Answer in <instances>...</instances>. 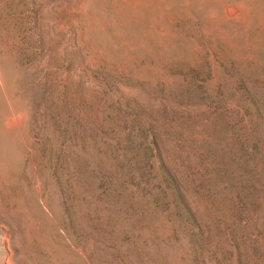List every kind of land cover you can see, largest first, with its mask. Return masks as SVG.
I'll return each instance as SVG.
<instances>
[{"label": "rangeland", "instance_id": "374dc122", "mask_svg": "<svg viewBox=\"0 0 264 264\" xmlns=\"http://www.w3.org/2000/svg\"><path fill=\"white\" fill-rule=\"evenodd\" d=\"M0 264H264V0H0Z\"/></svg>", "mask_w": 264, "mask_h": 264}]
</instances>
